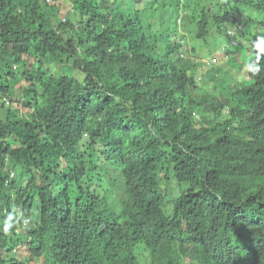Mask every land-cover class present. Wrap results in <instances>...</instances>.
Returning a JSON list of instances; mask_svg holds the SVG:
<instances>
[{
  "label": "trees",
  "instance_id": "1",
  "mask_svg": "<svg viewBox=\"0 0 264 264\" xmlns=\"http://www.w3.org/2000/svg\"><path fill=\"white\" fill-rule=\"evenodd\" d=\"M141 1L0 0V264H264V0H185L219 97Z\"/></svg>",
  "mask_w": 264,
  "mask_h": 264
},
{
  "label": "rangeland",
  "instance_id": "2",
  "mask_svg": "<svg viewBox=\"0 0 264 264\" xmlns=\"http://www.w3.org/2000/svg\"><path fill=\"white\" fill-rule=\"evenodd\" d=\"M153 0H142L141 3H139V7H143L146 2H150ZM219 1V0H216ZM221 2H217L222 4L223 0H220ZM168 6H169V23L166 22L168 27H171L172 29L175 30V32H171L172 34L175 35V37L172 39L170 38V41H182L185 40L186 44L190 48L189 53H187V59H190L193 61V64L190 66V69L193 74H195V79L197 80V83L199 87H202L206 91L207 95H213L219 97L223 92L225 94L230 93V89L233 87H242L246 86L247 84L251 83V79L248 78L246 75H244L242 71V66L244 65L243 62L247 60V53L246 51V46L249 48L250 45L255 44L258 40H264V34L261 35L260 37H257L258 39L255 41L252 40V42H247L246 46L242 48V51L239 50L240 54H236L234 56L233 50H231V46H227L226 52L225 50H221L220 48L223 49L224 41L220 42V39L217 42H212L209 43L208 45L202 46V50L198 49L199 51L196 52V48H199L200 46L198 43L195 41V36L194 33L195 31H192V29L186 28L184 26V20L183 23L180 25L177 22V18L179 15L177 10H176V2L173 0H168ZM214 2V0H213ZM209 8L213 9V6H209ZM64 12V11H63ZM250 14H247V13ZM175 15H172V14ZM241 13L243 14V18L247 17L248 15H252L253 11L250 8H247L245 10H242ZM168 14V13H167ZM61 17L63 14H60ZM254 15H256V12H254ZM258 18H263L264 19V13L258 12ZM65 20V19H64ZM258 20V19H257ZM193 34V35H192ZM228 40V38H226ZM225 40V41H226ZM237 40L234 38L232 42ZM246 40H244L242 43L244 44ZM244 54H241L243 53ZM214 63L210 66L207 65L208 62H213ZM52 69L55 72L62 73V74H73L74 70L72 66H64L63 68H60L55 65H50ZM222 86H225L224 88ZM227 88V89H225ZM200 94V93H199ZM203 95L200 94L198 95V99L202 100ZM116 198V197H115ZM143 245H140L138 248L141 249L140 251L142 252V259L144 264H149V260L146 255V250L141 248ZM137 254L138 251H137Z\"/></svg>",
  "mask_w": 264,
  "mask_h": 264
},
{
  "label": "clouds",
  "instance_id": "3",
  "mask_svg": "<svg viewBox=\"0 0 264 264\" xmlns=\"http://www.w3.org/2000/svg\"><path fill=\"white\" fill-rule=\"evenodd\" d=\"M184 3H185V0H181V7H180V10H179V16L177 18V22L180 25L183 23L184 17L188 14V11L184 7ZM181 42L185 45V49L189 48L188 45L186 44L185 40H182ZM213 63H214V61L212 63L208 62L207 65L210 66Z\"/></svg>",
  "mask_w": 264,
  "mask_h": 264
},
{
  "label": "built area",
  "instance_id": "4",
  "mask_svg": "<svg viewBox=\"0 0 264 264\" xmlns=\"http://www.w3.org/2000/svg\"><path fill=\"white\" fill-rule=\"evenodd\" d=\"M48 1H51V0H48Z\"/></svg>",
  "mask_w": 264,
  "mask_h": 264
}]
</instances>
